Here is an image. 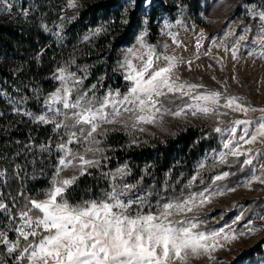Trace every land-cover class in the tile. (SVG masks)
I'll return each instance as SVG.
<instances>
[{
    "label": "snow or ice",
    "instance_id": "snow-or-ice-1",
    "mask_svg": "<svg viewBox=\"0 0 264 264\" xmlns=\"http://www.w3.org/2000/svg\"><path fill=\"white\" fill-rule=\"evenodd\" d=\"M76 6L75 0H68V7ZM247 10L260 21L257 37L253 40L260 51H251L249 55L264 58V11ZM103 30L97 28L91 35ZM250 31L251 26L244 28L245 33ZM246 38V35H240L237 43ZM84 39L88 40L90 36ZM138 43L144 51L129 49V56L120 65L125 69L123 78L128 82L124 93L109 89L103 96H97L96 84L81 91L86 76L77 77L64 67L57 70L55 79L61 86L45 100L47 112L52 113V117L45 113L34 118L41 123L53 124L57 131L63 129L67 139L56 145L62 155L49 187L40 193L42 198H25L24 208L18 213L20 222L13 229L17 233L16 241L9 242L7 233L0 231V242L8 245L10 253L18 252L17 264H189L191 257L201 254L214 260L211 253L223 247L221 239L233 241L241 235H254L262 230L251 221L246 225L247 231L239 234L230 225L227 232L223 227L209 233L199 230L202 221L187 216V213L210 202L211 195L217 193L205 195L208 192L205 188L186 197L167 199V202L161 197L152 204L147 195H129L134 185L115 183L118 176L127 174L124 168L116 173H104L112 176L113 183L102 198L70 202L67 193L81 176L88 173V168L100 164L95 155L88 158V154L104 152L98 137L107 135L105 125L120 124L125 129L144 131L140 125L156 124L164 115L181 117L188 113L215 116L219 125L224 123L219 117L228 115V112L220 111L222 108L246 116L249 112L259 111L262 115L257 120L236 119L227 127L217 126L214 131L220 134L223 148L217 154L219 163L226 164L229 156H244L243 167L252 165L260 154L242 148L243 145L264 143V108L257 109L245 104L241 97L216 90L196 91L205 86L181 80L175 71L180 61L175 56L161 57L153 46L144 42L143 35L138 38ZM237 51L236 47L232 49L233 59L237 58ZM133 59L141 64L133 63ZM161 59L165 62L163 66L158 64ZM176 99H180L182 105L173 111L169 105ZM24 114L32 116L30 112ZM70 145H81L83 151H74ZM199 167L202 169L204 164ZM68 170L74 174L64 176ZM228 175V172L216 175L213 183ZM262 176L264 173L253 174L247 185L252 182L264 184ZM195 179L194 176L192 180ZM219 194L223 195L222 192ZM6 208L0 203V209ZM242 218L237 217V220Z\"/></svg>",
    "mask_w": 264,
    "mask_h": 264
},
{
    "label": "rangeland",
    "instance_id": "rangeland-1",
    "mask_svg": "<svg viewBox=\"0 0 264 264\" xmlns=\"http://www.w3.org/2000/svg\"><path fill=\"white\" fill-rule=\"evenodd\" d=\"M94 1L75 0L77 6L68 7V0H0V23H19L20 21L28 22V20L38 22L48 38L49 48H54L51 50V57L57 62L54 73L49 77L55 85V89L48 93L44 92L40 86L33 89L32 97L43 100L38 111H33L28 106L31 100L28 95H23L21 99H18L0 87V97L5 104V107L0 108V145L13 149L17 153V158L25 155V158L15 167V171L24 182L23 189L31 192L32 198L41 199L40 193L49 187V180L62 155L56 145L62 142V139H67L63 134V129L57 131L53 124L41 123L34 118L45 113L50 118L52 117V113L47 112L45 100L61 86L60 81L55 79V76L58 75L57 70L64 67L68 72L75 73L77 77L86 76L81 91L96 84V95L103 96L109 89H112L108 88L103 94L100 93L104 74L95 75L94 73L100 67V60H92V55L87 52L88 48H98L96 40L105 32L107 24L101 23L99 26L83 32L81 28H72L74 19L81 8ZM162 1L170 7H174V11L170 14L165 13L161 10L159 2H152V0L143 6L141 22L136 30L133 43L126 47H120L116 51L115 71L124 76L125 69L120 65L124 58L129 56V49L144 51L138 43V38L143 35L144 42L153 46L161 57L164 55L175 56L180 61L175 71L181 80L205 86L196 91L216 90L229 96L241 97L245 104L257 109L264 108V58L249 55L251 51H260L259 46L253 43L254 38L257 37V26L260 21L258 18L250 16L247 10L254 8L257 11H264V0H202L203 10L200 14L192 10L188 0ZM123 3L122 17L125 18L128 9L135 7V0H124ZM151 7L158 10L154 23L157 27L154 42L150 41L149 36L148 14ZM246 26H251L250 32H244ZM97 28L104 30L92 36L91 33ZM240 35H246L247 38L237 43ZM85 36H90V39L85 40ZM198 42L199 48L197 47ZM234 47L238 48L236 59H233L232 56ZM95 56L98 57V55ZM133 63L139 66L141 61L133 59ZM164 63L163 59L158 61L160 66H163ZM89 80L91 81L88 84ZM184 99L187 100L186 97ZM181 105L182 101L176 99L174 104L169 106L175 111ZM220 111L228 112V115L219 117L224 121L219 125L215 116H192L188 113L181 117L164 115L156 124L140 125L144 131L125 129L120 124L105 125L104 128L107 129V134L117 132L133 138L130 146L141 148L147 146L148 142L154 143L167 139L172 137L173 132L182 131L188 127L209 125L215 128L217 126L227 127L233 120H257L262 115L259 111L249 112L247 116L241 112H232L223 108ZM26 112L32 113V116L25 115ZM28 124L50 128L49 137L42 141L36 133L25 139H20L12 134L13 132L22 134L24 131L30 130ZM239 134L240 130L238 129L237 135ZM104 138L105 136L98 137L101 140L100 147ZM70 147L74 151H83L81 145H70ZM249 148L252 149L253 154L260 153L257 159L253 160L252 165L242 167L244 156L239 158L229 156L228 162L221 164L217 156L223 150L220 136V148L205 153L197 161L193 175L196 179L195 181L191 180V185L190 183L189 185L191 188L197 186L201 188L193 190L191 193H199L207 188L208 192L205 195L217 194L211 195L210 202L194 208L193 212L187 213V216L202 221L199 230L206 233L219 230L222 227L227 232V226L230 225L239 234L247 231L246 225L249 221L253 226L262 230L254 235H241L233 241L221 239L220 243L223 247L211 253L215 257L214 260L209 259L206 254H201L198 257H191L189 264H234L242 254L256 246L262 245L264 248V219L259 218L264 217V184L252 182L250 186L247 185L253 174L264 173V168L261 167L264 165V143L243 145L242 150ZM103 149L105 152L106 149ZM93 155L100 160V164L98 167H91L88 170L102 167L108 160V157L104 159L100 153H89L88 158H93ZM2 159L3 157L0 155V160ZM201 163L204 164L202 169L199 167ZM121 168H124L127 174L123 177L118 176L115 183L123 185L122 181L130 175L128 165L117 166L110 173H116ZM238 171H242L245 175L233 186H226L225 181ZM223 172H228L229 175L225 179L213 183L214 177ZM73 174L71 170L63 173L64 176ZM35 177L38 178L34 181ZM110 181L112 186L111 175ZM230 189L235 190L230 191ZM221 192L223 195L219 194ZM135 194L138 193L131 196ZM0 203H4L1 199V190ZM224 213H229L228 217H224ZM241 216L243 218L237 220V217ZM180 218H183V215ZM15 226L11 209L8 206L6 209H0V231L7 233L9 242H15L17 239V233L13 230ZM21 243H23L22 240ZM7 249L8 245L0 242V264H17L18 252L10 253ZM241 264H264V259L259 258L255 262L248 261Z\"/></svg>",
    "mask_w": 264,
    "mask_h": 264
},
{
    "label": "trees",
    "instance_id": "trees-1",
    "mask_svg": "<svg viewBox=\"0 0 264 264\" xmlns=\"http://www.w3.org/2000/svg\"><path fill=\"white\" fill-rule=\"evenodd\" d=\"M123 1L95 0L87 3L81 8L72 25V28H81L83 32L101 23L107 24L105 32L96 40L98 48H88L87 51L92 55V60H100V67L94 73L95 75L104 74L101 94L108 88L120 89L121 92L127 91V82L114 69L116 51L120 47L133 43L141 22L143 6L149 0H135V7L128 9L125 18L122 17ZM153 1H158L161 10L165 13L170 14L175 9L162 0ZM188 1L194 12L202 13V0ZM157 14L158 10L151 7L148 14L151 42L155 41L157 27L154 23ZM124 20L127 23H122ZM49 47L48 38L39 23L34 20L0 23V87L18 99L28 95L31 98L28 106L33 111H38L43 101L32 97L33 89L40 86L46 93L55 89L49 77L54 73L57 62L51 57V50L54 48ZM3 107L5 104L0 97V108ZM28 125L30 130L22 134L18 132L12 134L25 139L36 133L42 141L49 137L50 128ZM214 129L215 127L210 125L188 127L185 130L173 132L172 137L167 139L154 143L148 142L147 146L141 148L130 146L133 138L123 133L111 132L105 136L101 145L106 149L101 156L108 157L105 165L88 170V173L79 178L67 196L72 203L102 198L104 193L111 190L110 175L105 176L104 173H110L117 166L128 165L130 175L122 183L135 186L129 195L134 193L147 195L152 204L161 197L166 198L163 202H167V199L186 197L191 191L201 188L189 186L197 161L205 153L220 148V135ZM0 155L3 157L0 160L1 199L11 209L14 222L18 224L20 222L18 213L24 208L25 198H32L31 192L23 189L24 182L15 171V167L25 158V155L17 158V153L13 149L1 145ZM230 170L233 171V169ZM244 175L242 171L236 172L225 181V185L233 186ZM35 178L34 181L38 177ZM228 215L229 213H224V217ZM259 258L264 259L262 245L242 254L234 264L255 262Z\"/></svg>",
    "mask_w": 264,
    "mask_h": 264
}]
</instances>
